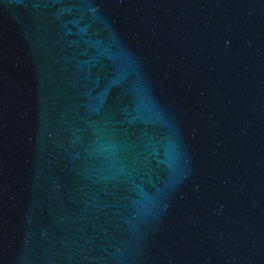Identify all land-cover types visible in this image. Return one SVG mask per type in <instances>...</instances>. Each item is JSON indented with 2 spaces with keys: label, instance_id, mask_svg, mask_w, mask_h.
Listing matches in <instances>:
<instances>
[{
  "label": "water",
  "instance_id": "1",
  "mask_svg": "<svg viewBox=\"0 0 264 264\" xmlns=\"http://www.w3.org/2000/svg\"><path fill=\"white\" fill-rule=\"evenodd\" d=\"M0 264H264V0H0Z\"/></svg>",
  "mask_w": 264,
  "mask_h": 264
}]
</instances>
